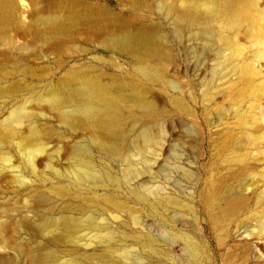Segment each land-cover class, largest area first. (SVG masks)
Returning a JSON list of instances; mask_svg holds the SVG:
<instances>
[{
  "label": "rangeland",
  "instance_id": "rangeland-1",
  "mask_svg": "<svg viewBox=\"0 0 264 264\" xmlns=\"http://www.w3.org/2000/svg\"><path fill=\"white\" fill-rule=\"evenodd\" d=\"M249 1L248 16L225 29L219 14L201 8L188 27L159 0H11L9 24L0 25V121L23 106L40 134L29 139L27 122L12 130L0 124V153L19 166L26 184L47 194L66 188L72 199L95 194L121 201V214L137 215L139 224L118 226L105 216L116 232L154 237L152 253L126 241L143 263L264 264V0ZM40 17L53 20L44 26ZM202 23L214 33H202ZM83 75L120 101L128 140L150 132L140 153L119 146L131 164L105 158L92 142L106 139L107 130L82 118L66 125L49 104L48 93L56 92L71 107ZM26 137L27 147H43L33 170L15 144ZM76 142L88 143L96 169L107 167L118 183H70L64 172ZM132 170L138 173L122 184ZM8 172L0 160V190L20 205L26 192L17 191Z\"/></svg>",
  "mask_w": 264,
  "mask_h": 264
},
{
  "label": "bare ground",
  "instance_id": "bare-ground-1",
  "mask_svg": "<svg viewBox=\"0 0 264 264\" xmlns=\"http://www.w3.org/2000/svg\"><path fill=\"white\" fill-rule=\"evenodd\" d=\"M177 1L171 0L170 3H167L165 0H159V4L165 11L179 18L180 21L182 20L188 27L200 17H196V14L193 13L198 8H201L207 16L219 14L224 20L223 27L225 29L231 28L240 19L247 17L252 9L249 0H237L233 4L227 0H179L183 9L175 14ZM10 3L11 0H0L1 26L9 24ZM199 12L201 13V11ZM38 19L44 26L53 20L45 17ZM206 24L200 28L201 32L212 35L214 29L208 26V23ZM41 28L43 27L41 26ZM94 36L96 37V35ZM115 39L120 45L125 46L126 38L124 36H118ZM69 84V81L65 82L66 86ZM74 89L75 93L72 94L75 99H72L74 103L71 107L67 108V104H64V100L56 92H49L47 100L50 105L60 110V117L66 125L71 126L76 118H82L88 125L107 130L108 137L106 139L96 141L93 138L92 142L105 158L114 160L117 164L123 161L125 164H131L132 161L126 159L127 157L122 158L119 146L122 144L128 152L140 153V142L150 143L152 140L150 132L143 131L132 141L128 140L122 127L120 101L108 97L106 86L98 81L83 75L78 78ZM138 98L134 99L136 104L138 101L140 102ZM21 122H27V137L29 139L30 137H39L40 131L34 124V117L28 114L23 106L12 109L0 124L12 130ZM27 137L16 141L15 144L24 155V159L29 165L28 169L33 170L34 157L37 152L43 150V147L40 143L27 147L30 144L29 140H26ZM0 160L5 162V169L14 178V183L16 182L18 187L17 191L26 192V196L19 205L14 202L9 203V197L0 190V264H146L141 261L137 253L133 252L132 248L125 246L129 237L149 249L150 253L157 251L155 239L151 235L140 234L139 231L137 234H127L121 229L116 232L109 226L110 221L105 215H110L111 218L117 220L118 226H125L127 220L133 224L140 223L138 216L133 213H130L129 216L121 214L124 211V205L117 198L108 195L85 196L79 194L75 196V199H72L66 188H55L52 190L53 194H47L37 187L26 184L25 175L18 165H13L10 162L8 154L0 153ZM69 160L70 166L68 171L64 172V176L70 183L77 186L104 182L116 184L119 181L107 167L102 166L96 169L93 150L86 142H76L73 145ZM137 173V170L125 171L120 182L122 184L129 183ZM8 175L10 176V174ZM133 191L144 198L147 196L142 186H134ZM154 202L161 204L164 200L155 197ZM60 254L64 257L63 259L60 258ZM127 260L129 261L127 262Z\"/></svg>",
  "mask_w": 264,
  "mask_h": 264
}]
</instances>
